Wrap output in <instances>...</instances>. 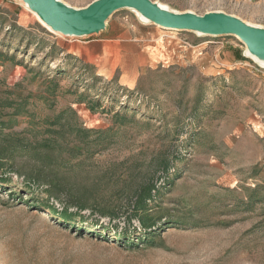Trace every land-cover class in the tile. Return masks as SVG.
<instances>
[{"label":"rangeland","instance_id":"1","mask_svg":"<svg viewBox=\"0 0 264 264\" xmlns=\"http://www.w3.org/2000/svg\"><path fill=\"white\" fill-rule=\"evenodd\" d=\"M153 1L264 26V0ZM0 158V264H264V65L234 34L0 0Z\"/></svg>","mask_w":264,"mask_h":264},{"label":"water","instance_id":"2","mask_svg":"<svg viewBox=\"0 0 264 264\" xmlns=\"http://www.w3.org/2000/svg\"><path fill=\"white\" fill-rule=\"evenodd\" d=\"M30 1L42 18L53 26L55 32L66 35L81 36L99 32L106 28V25H101L99 18L102 17L107 23L115 10L136 8L150 19L149 22L163 27L189 29L205 34L239 35L246 44L248 55L252 56L253 53L264 55V26L252 25L242 18L223 11H210L204 14L192 11L174 13L162 9L153 0H93L83 8L70 6L58 8L56 0Z\"/></svg>","mask_w":264,"mask_h":264},{"label":"bare ground","instance_id":"3","mask_svg":"<svg viewBox=\"0 0 264 264\" xmlns=\"http://www.w3.org/2000/svg\"><path fill=\"white\" fill-rule=\"evenodd\" d=\"M23 1H25L26 4H27V6L30 7L31 9L34 8V9H32L33 12L35 13V15L39 18V20H40V21H41V22H42V23H43L48 29L54 31L53 26L50 25L46 20H44V19L42 18L41 14H40L39 11L33 6L32 2H31L30 0H23ZM56 4H57L58 8H60V7H65V6H67V7L70 6L69 4H67L66 2H64L63 0H56ZM156 4H158L162 9H164V10H169L170 12H174V13L182 12V11L177 10V9H174V8H172L171 6H169L168 4L162 3V2H160V1H156ZM70 7H71V6H70ZM130 9H131L133 12H135L141 20H143V21H145V22H149V21H150V19H149L147 16H145L143 13H141V12H140L139 10H137L136 8H130ZM102 19H103L102 17L99 18V22L101 23V25L104 26V25H106V23H105L104 20H102ZM247 23H250V24H252V25H256V26L263 27L262 25L254 24V23L249 22V21H247ZM197 33L200 34V35H204V34H205L204 32H199V31H197ZM237 37H238L239 39H241V37H240L239 35H237ZM252 56H253L257 61H259L261 64L264 65V55H258V54H254V53H253Z\"/></svg>","mask_w":264,"mask_h":264},{"label":"trees","instance_id":"4","mask_svg":"<svg viewBox=\"0 0 264 264\" xmlns=\"http://www.w3.org/2000/svg\"><path fill=\"white\" fill-rule=\"evenodd\" d=\"M1 165H2V158H0V167H1ZM64 214L65 215H69V213L66 211V212H64Z\"/></svg>","mask_w":264,"mask_h":264}]
</instances>
